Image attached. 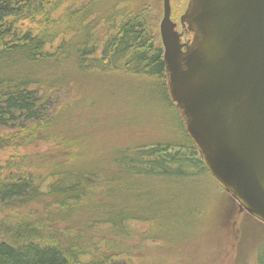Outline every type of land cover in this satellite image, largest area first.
Instances as JSON below:
<instances>
[{"label": "trees", "instance_id": "16d2710c", "mask_svg": "<svg viewBox=\"0 0 264 264\" xmlns=\"http://www.w3.org/2000/svg\"><path fill=\"white\" fill-rule=\"evenodd\" d=\"M152 2L0 0V129L9 132L0 137V150L13 153L0 160V213L12 214L0 216V264H132L136 246L181 236L182 217L168 210L176 201L168 181L206 174L214 181L168 96ZM109 78L137 91L151 88L179 131L169 141L118 149L115 165L103 170L105 162H87V140L73 126L79 101L60 106L59 100L79 81L99 86L91 96L100 108ZM42 143L56 150L37 181L22 173L30 160L18 161L15 153ZM163 183L168 189L161 190ZM195 200H188L190 225L207 213L202 204L192 209ZM132 224L149 229L128 247L136 241ZM257 259L264 264V243Z\"/></svg>", "mask_w": 264, "mask_h": 264}, {"label": "water", "instance_id": "95a60500", "mask_svg": "<svg viewBox=\"0 0 264 264\" xmlns=\"http://www.w3.org/2000/svg\"><path fill=\"white\" fill-rule=\"evenodd\" d=\"M164 0L167 92L215 183L264 223V0Z\"/></svg>", "mask_w": 264, "mask_h": 264}, {"label": "rangeland", "instance_id": "374dc122", "mask_svg": "<svg viewBox=\"0 0 264 264\" xmlns=\"http://www.w3.org/2000/svg\"><path fill=\"white\" fill-rule=\"evenodd\" d=\"M152 4L154 7L152 15L159 19L160 34L164 0H153ZM187 5L188 0H171L172 20L178 25L179 32H182L181 18ZM105 83L109 90L100 108L92 105L94 103L92 97L95 98V95L91 96L99 86L93 88L91 84H80L79 81L72 84L69 91L59 100L60 106L75 105L79 101L77 108L75 107L77 115H72L73 126L78 125L79 133L87 140L85 143L87 162H105L100 168L109 170L115 165L113 154L115 155L122 147L156 144L175 138V132L179 131L176 118L168 104L160 100L158 94L151 88L140 87L137 91L132 89L130 84L128 86V83L118 81L116 78H109ZM93 118L95 121L98 120L94 126L86 125L87 121ZM75 119L79 124H75ZM7 134L8 131L0 129V137ZM55 150L51 143L35 144L20 149L15 153L19 156L15 158L18 161L19 158L30 160L28 166L22 167V173L39 181L43 175H47L49 164L46 157ZM12 154L11 150L1 149L0 160L11 159ZM168 182L171 191L169 197L172 201L173 198L176 199L168 210L173 217L174 214L182 217V229L179 231L181 236L174 238L175 243L147 240L141 246H136L139 250L132 256V264H258V248L264 243V223L242 210L208 174L188 178L184 182L176 180ZM165 184L159 186L161 190L167 188ZM195 198L197 205H192V209L200 208L202 204L201 209L209 212V215L206 217L207 213H204L198 218L199 222L190 225L189 221H186L189 215L188 200L193 201ZM11 215L9 210L0 213L2 218ZM131 227L135 232L131 234L136 241L132 244L126 243L128 247L138 244L139 235L149 229L138 224H132ZM187 234L194 235L183 242Z\"/></svg>", "mask_w": 264, "mask_h": 264}]
</instances>
